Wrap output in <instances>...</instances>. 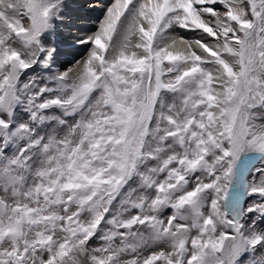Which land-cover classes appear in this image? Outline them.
<instances>
[{
    "label": "snow or ice",
    "instance_id": "obj_1",
    "mask_svg": "<svg viewBox=\"0 0 264 264\" xmlns=\"http://www.w3.org/2000/svg\"><path fill=\"white\" fill-rule=\"evenodd\" d=\"M0 264H264V0H0Z\"/></svg>",
    "mask_w": 264,
    "mask_h": 264
}]
</instances>
